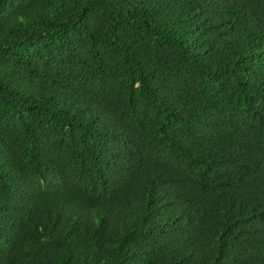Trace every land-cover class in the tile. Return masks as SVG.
<instances>
[{
	"label": "trees",
	"instance_id": "obj_1",
	"mask_svg": "<svg viewBox=\"0 0 264 264\" xmlns=\"http://www.w3.org/2000/svg\"><path fill=\"white\" fill-rule=\"evenodd\" d=\"M0 264H264V0H0Z\"/></svg>",
	"mask_w": 264,
	"mask_h": 264
}]
</instances>
